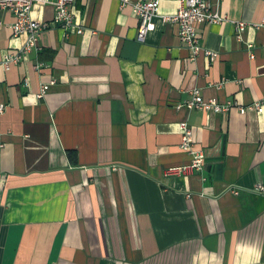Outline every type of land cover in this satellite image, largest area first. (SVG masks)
Segmentation results:
<instances>
[{"label":"crops","instance_id":"0c3cea01","mask_svg":"<svg viewBox=\"0 0 264 264\" xmlns=\"http://www.w3.org/2000/svg\"><path fill=\"white\" fill-rule=\"evenodd\" d=\"M211 5L224 21L198 33L217 56L192 60L161 18L140 43L120 0H76L83 34L37 4L50 27L9 71L27 37L0 8V264H264V0ZM194 91L234 105L190 110ZM182 122L206 165L168 175L192 160Z\"/></svg>","mask_w":264,"mask_h":264},{"label":"built area","instance_id":"2783aa9c","mask_svg":"<svg viewBox=\"0 0 264 264\" xmlns=\"http://www.w3.org/2000/svg\"><path fill=\"white\" fill-rule=\"evenodd\" d=\"M122 8L129 6L133 13L140 21L138 41L142 44L146 43L151 32L156 30V20L161 18L163 23L176 24L179 27V37L182 45L190 50L192 60L205 52L212 59L216 58L217 54L206 50L202 44L198 33V26L202 24H215L224 21V17L218 10H214L211 5V0H178L179 10L174 15H162L160 6L162 0H120ZM76 0H0V8L12 13L15 17V23L12 26L14 36H26L27 43L20 52L8 54L2 66L9 71L13 65H19L22 61L23 54L33 51L37 47L42 34L50 27L49 23L38 22L33 19L32 13L35 5H50L56 10L54 23L64 26L66 29L72 30V33L83 34L84 30L76 25L72 8ZM247 26L245 22H238L237 29L240 34ZM258 26V25H257ZM259 27V26H258ZM253 57V56H252ZM50 86L42 87L38 94V98H43ZM192 99L188 101L187 108L200 109L206 111H215L222 113L227 111L233 102L226 105H220L215 101L206 102L199 91L192 93ZM182 106H179L180 109ZM258 108H262V104H257ZM6 105H0V115L6 112ZM242 114L246 113V109H241ZM182 133V141L180 148L182 151L192 156L191 163L180 168H173L168 171V175H189L197 171H202L206 165V153L203 150L197 149L194 142L193 129L187 122H182L179 125ZM260 190H264L261 188ZM236 194H239L235 190Z\"/></svg>","mask_w":264,"mask_h":264}]
</instances>
